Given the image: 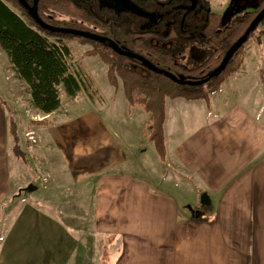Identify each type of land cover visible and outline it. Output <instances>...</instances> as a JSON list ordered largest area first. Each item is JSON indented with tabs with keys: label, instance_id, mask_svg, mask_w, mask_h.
Instances as JSON below:
<instances>
[{
	"label": "crops",
	"instance_id": "1",
	"mask_svg": "<svg viewBox=\"0 0 264 264\" xmlns=\"http://www.w3.org/2000/svg\"><path fill=\"white\" fill-rule=\"evenodd\" d=\"M250 1L242 12L231 0L209 5L227 24L258 8ZM0 52V211L17 200L0 219V264H82V235L46 202L73 190L72 209L90 199L81 230L116 238L108 264H264L263 32L208 103L166 99L164 162L147 140L149 115L109 86L106 67L99 98L84 89L74 99L60 93L59 108L44 115L27 92L23 116L9 83L20 81ZM25 117L35 140L32 173L11 151L10 118L20 133ZM29 185L35 190L20 192Z\"/></svg>",
	"mask_w": 264,
	"mask_h": 264
},
{
	"label": "trees",
	"instance_id": "2",
	"mask_svg": "<svg viewBox=\"0 0 264 264\" xmlns=\"http://www.w3.org/2000/svg\"><path fill=\"white\" fill-rule=\"evenodd\" d=\"M150 1L167 4L174 0ZM256 3L258 8L255 11L236 16L227 24H223L220 14L214 12H208L199 25L192 24L188 18L177 16L175 23L165 33L152 29L145 32L133 31L123 22L106 21L84 0H39L37 13L45 24L56 28L90 33H94L97 28L100 30L98 35L113 41L127 52L145 58L158 69L182 77L185 81H204L218 68L229 48L264 8V0H256ZM32 4L33 0H0V49L8 59L15 78L27 86L32 108L47 115L59 108L61 89L71 99L76 98L81 89L88 91L91 80L84 71L81 60L72 65L69 62L71 49L62 42L76 39L82 45L89 46L81 58L98 57L106 66L105 75L109 86L117 90L121 85L128 107L140 108L149 115L147 140L153 144L156 154L163 162L166 157V99L182 98L208 103L210 95L239 69L245 44L259 25H264L263 19L218 77L208 79L198 86H187L178 85L163 75L155 74L135 60L119 56L109 44L42 29L28 14V8ZM208 4L205 2V5ZM60 16L70 20L61 19ZM189 25L193 27L188 30L190 34L186 35V27ZM52 39L57 42H51ZM165 44L177 47L170 50L163 46ZM194 45L209 49V54L199 64H181L179 53ZM9 132L15 144L13 154L26 163V157L19 156V138L13 118L9 121Z\"/></svg>",
	"mask_w": 264,
	"mask_h": 264
},
{
	"label": "rangeland",
	"instance_id": "3",
	"mask_svg": "<svg viewBox=\"0 0 264 264\" xmlns=\"http://www.w3.org/2000/svg\"><path fill=\"white\" fill-rule=\"evenodd\" d=\"M134 1V0H131ZM192 0H174V1H170L167 4H158L155 3L153 1L150 0H146V3L144 5L146 11H148V13L150 14H154L157 16L155 22H152V26L150 29L152 30H156V31H161V32H166L168 30V27L172 24L175 23V18L177 16H179V12H180V7L179 5H183L185 4L186 7L189 6L191 4ZM222 1H227V0H222ZM232 3L234 5H238L240 8L238 11H241L245 8V7H249L250 5H247L248 3H250V0H231ZM205 2L209 3V0H195L194 3V11L187 16V18L189 19V21L191 20L192 24H198L203 22V19L205 18L206 14L208 12L211 11H216L215 9V4L210 6L205 5ZM96 3V2H95ZM89 4H91L89 2ZM97 5V4H96ZM98 6V5H97ZM97 6L92 5L91 4V8L93 9V11L100 17L102 18H112L114 21L117 22V20L121 19L124 15L122 14V12H125L124 10H121L119 12H115L112 9L106 8V7H102L101 9H97ZM258 6V4H257ZM222 11V10H221ZM237 11V12H238ZM232 12L231 9H227V10H223L222 13L224 14H228ZM236 12V13H237ZM241 12L238 14L239 16H241ZM188 14V12H187ZM161 15V16H160ZM122 16V17H121ZM158 16H160V19H158ZM225 16V15H224ZM223 16V17H224ZM61 17V16H60ZM131 19H138L141 21V23H145L147 22V18L145 17H138V15H130L129 16ZM110 18V19H111ZM61 19H65L64 17H61ZM111 19V20H112ZM65 20H70V19H65ZM89 26H87L88 28ZM193 25H189L187 28V32L185 33L186 35H189L190 32L188 30H190V28H192ZM93 29V28H91ZM93 31V30H92ZM262 32H264V25H259V27L257 28V30L253 33V35L250 36L248 43L255 41V39L257 38V36L259 34H261ZM256 34V35H255ZM51 42L56 43V40H50ZM64 42L66 45H68L71 49V58H70V63L76 64V62L78 63L79 60H82L81 56L84 53L85 50L89 49L88 45H82L81 43H79L76 39L75 40H70L67 39ZM245 44V45H246ZM164 47H166L167 49L173 50L175 49L177 46L176 45H168L165 44L163 45ZM245 48V46H244ZM179 61L181 64L183 65H194V64H199L208 54H209V49L207 48H200L197 46H192V47H188L184 52H180L179 53ZM0 60H5L3 54L0 52ZM77 60V61H76ZM85 66V68L83 67L84 71H90L88 76L90 79V76L92 77L93 81H94V88L92 87L93 85V81L91 80L90 83L91 85H89V89H87L88 91H91V94L93 97L95 98H99V96L104 92V87H106V85L104 86V71H105V65L100 61V59L98 57H96L95 59H84L82 62ZM81 63V64H82ZM94 63L98 66V70L94 65ZM106 72V71H105ZM87 73V72H86ZM10 82V87L12 85L16 86V89L13 87V91H17V94L19 95V106H21V110H19L18 112H22L23 116H26L27 113L25 112V110L27 109V101H28V94H27V87L22 83V82H14L12 80V78L9 80ZM0 86L1 85V79H0ZM121 87V85L119 86V88ZM1 91V88H0ZM103 91V92H102ZM60 93L62 94V96H64V92L62 91V89L60 90ZM100 93V95H99ZM31 116H27V120L28 118H30ZM22 118V117H21ZM26 120V117L24 118V122ZM15 121V120H14ZM22 121H20L21 124V128H20V133L18 131V127H17V135H18V142H17V146H18V150H19V156L20 157H26V163H24L22 161V159L17 158L19 160V162L23 163L24 166H28V170L32 173L33 172V158L31 153L29 152L31 150V145H34L33 143H31V140L28 139L27 134L25 133V128L26 126H28V123H24ZM30 122V121H28ZM16 123V122H15ZM33 122H31L32 124ZM35 123V121H34ZM33 123V124H34ZM19 124V123H18ZM20 127V125H19ZM25 134V135H24ZM11 136V135H10ZM12 139V137H11ZM15 147V144L13 143V140L11 142V151L13 150V148ZM13 152V151H12ZM25 170V169H24ZM30 173V174H31ZM34 184H36L40 189H43V187L45 186L42 182L40 183V180L36 179ZM166 184V183H165ZM41 187V188H40ZM76 190H73L71 194H56L53 196H50L48 198V200H46L47 203H51V208L52 212L55 214H59L60 216H62V218L68 222V223H72V228H75L76 230V234L80 235L78 237H81L82 242L84 244V257H83V261L82 264H108L110 263V260H108V257H110V255L112 254H116V249L112 248L114 246L115 243V239L114 237H107V236H100V235H87L85 231L81 230V226L84 225H80L82 222H86V219H90L91 216V211H90V199L89 197H85L84 202H83V210H74L72 209V207L75 206V203L77 201H79L78 199H76L74 195H72ZM30 195V194H29ZM29 195L27 193H23V195H19V197H23V198H28ZM16 201L10 200V202L5 205L6 208L4 207L3 210L0 211V219L3 216V214H5L6 211H8L9 209L12 208V206L14 204H16ZM44 201V203H46ZM62 203V207L64 206L65 209L67 210H61V208L59 207L60 204ZM42 208H46L44 204H41ZM86 207V208H85ZM75 221V222H74ZM1 223V222H0ZM71 226V225H69ZM1 228V225H0ZM110 259V258H109ZM107 262V263H106Z\"/></svg>",
	"mask_w": 264,
	"mask_h": 264
},
{
	"label": "water",
	"instance_id": "4",
	"mask_svg": "<svg viewBox=\"0 0 264 264\" xmlns=\"http://www.w3.org/2000/svg\"><path fill=\"white\" fill-rule=\"evenodd\" d=\"M38 1L39 0H33L32 6L28 8V14L35 21V23L39 27H41L42 29L49 31L51 33L72 35L75 37H80L83 39H87V40L99 42V43H104L105 41H107L110 48L119 56H123V57L129 58V59L135 60V61L141 63L146 68H148L153 73L163 75V76L171 79L174 83H176L178 85H187V86H198V85L205 83L208 79H213V78L218 77L226 69V67H227L229 61L231 60V58L233 57V55L241 48V46H243L246 43L250 33H252L255 30V28L264 19V8H263L257 14V16L252 20V22L249 24V26L247 27V29L245 30L243 35L229 48V50L225 54L221 64L218 66V68L216 70H214L212 73H210L206 80H204V81H185L182 77H176L175 75H173L170 72L158 69L157 67H155L153 64H151L145 58L123 50L113 41L107 40L106 38H104L98 34L90 33L87 31H81V30H74V29H67V28H56V27L50 26L48 24H45L39 18L38 13H37ZM108 1H111L115 5V7L121 8V9L126 10V11L136 10V7H134V5H132L129 0H108ZM142 14L146 17H149V18L153 17V14H150L147 12H142ZM25 190L30 192L32 190H35V187H33L32 185H29L25 189L20 190V192L25 191Z\"/></svg>",
	"mask_w": 264,
	"mask_h": 264
},
{
	"label": "flooded vegetation",
	"instance_id": "5",
	"mask_svg": "<svg viewBox=\"0 0 264 264\" xmlns=\"http://www.w3.org/2000/svg\"><path fill=\"white\" fill-rule=\"evenodd\" d=\"M84 1H86L88 4L90 2L92 5H95V6L98 5L97 9H101L102 7H106V8L112 9L115 12H119V11L123 10L121 8L115 7V5L111 1H108V0H84ZM129 1L132 5H134V7H136V10H134V11L124 10L125 12H122V14H124V15H122L123 17L121 16L122 18L117 20V22L114 21L111 17L110 18L112 20L110 18H108V19L105 18L106 21L109 20L112 23L123 22V24L126 27H128L130 30H133V31L145 32L146 30L150 29L152 26V22H155L157 16L153 14V17L149 18V17H146L142 14V12L148 13V11H146V9L144 7L146 1L145 0H134V1L129 0ZM194 3H195V0H192L191 4L187 7L185 4L179 5V7H180L179 16H181L183 18H187V16L190 15L194 11ZM91 4H89V5L91 6ZM187 12H188V14H187ZM133 14L138 15V17H145L148 20L145 23H141L140 20L134 19V17H133V19H131L129 17L130 15H133ZM160 16H158V19H160ZM94 33L99 34L100 30L95 28ZM104 43L108 44L107 41H105Z\"/></svg>",
	"mask_w": 264,
	"mask_h": 264
},
{
	"label": "built area",
	"instance_id": "6",
	"mask_svg": "<svg viewBox=\"0 0 264 264\" xmlns=\"http://www.w3.org/2000/svg\"><path fill=\"white\" fill-rule=\"evenodd\" d=\"M28 138H29V140H31V143H33V144L35 143V140H34L32 135L28 136Z\"/></svg>",
	"mask_w": 264,
	"mask_h": 264
}]
</instances>
